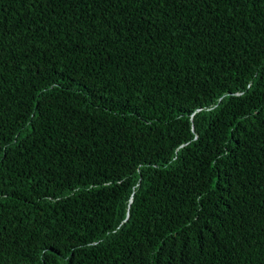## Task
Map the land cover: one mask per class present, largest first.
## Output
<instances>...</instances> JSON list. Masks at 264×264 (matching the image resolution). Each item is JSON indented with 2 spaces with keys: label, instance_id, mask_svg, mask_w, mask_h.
Masks as SVG:
<instances>
[{
  "label": "trees",
  "instance_id": "trees-1",
  "mask_svg": "<svg viewBox=\"0 0 264 264\" xmlns=\"http://www.w3.org/2000/svg\"><path fill=\"white\" fill-rule=\"evenodd\" d=\"M0 264H264V0H0Z\"/></svg>",
  "mask_w": 264,
  "mask_h": 264
}]
</instances>
